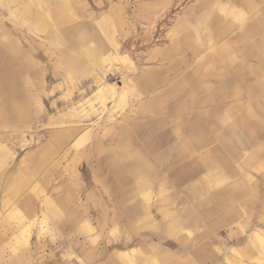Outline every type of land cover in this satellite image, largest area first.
<instances>
[{"label": "rangeland", "instance_id": "1", "mask_svg": "<svg viewBox=\"0 0 264 264\" xmlns=\"http://www.w3.org/2000/svg\"><path fill=\"white\" fill-rule=\"evenodd\" d=\"M224 27L231 52L264 31V0H0V264H213L264 240V175L239 184L237 62L226 95L206 77Z\"/></svg>", "mask_w": 264, "mask_h": 264}, {"label": "crops", "instance_id": "2", "mask_svg": "<svg viewBox=\"0 0 264 264\" xmlns=\"http://www.w3.org/2000/svg\"><path fill=\"white\" fill-rule=\"evenodd\" d=\"M246 31L244 28L241 31L239 30V36L235 39L236 42L230 44L231 47L237 46V49L228 52L227 49H224L229 46L227 40L228 29L224 27L218 30H210V36L218 38V42L211 45H218L220 49L218 55H211L206 68L207 79L211 82L210 84L216 82L215 85H219L220 89L217 91L222 96L227 93V90L223 91V84L228 77L229 60H235L237 68H239V92H236L239 93V110H237L239 114V184L242 183L245 177L251 183H254L256 182L254 176L264 175V158H257L253 155L259 152L260 149L264 150V31L262 29L260 31L254 30L255 33L252 32L251 35H249V32L245 34ZM193 35L194 31L190 28L177 29L173 33L172 47L174 49L178 48L177 53L182 54V58L178 54L177 61L173 62L171 70V74L178 79L177 83H180L183 79L185 80L184 75L180 76L181 71L184 72V66L187 68L188 74L191 71L193 72L189 57L184 62L186 53L190 52L191 47L197 45V38ZM185 63H187V67ZM176 72L177 76L175 75ZM244 131L245 133H243ZM245 143H249L248 147L250 146L246 154L244 150L248 147H245ZM246 245L243 247L244 249L241 248L243 250H239V245L232 247L231 252L228 254L229 257L226 256L225 259L213 264H245V259L246 262L252 264L262 263L260 248H264V240L258 235H253ZM245 250H249L246 253L247 257L245 256ZM129 252L132 254V249H129ZM138 252L141 253V249ZM124 253L126 252L113 253L112 257L108 258L104 264H123L117 257ZM0 255H2V252H0ZM131 256L128 255L124 264H130ZM176 258L174 255L162 254L159 258H144L143 262L142 259L140 261L142 264H148L149 260L154 259L156 264H164L165 259L166 264H181Z\"/></svg>", "mask_w": 264, "mask_h": 264}]
</instances>
